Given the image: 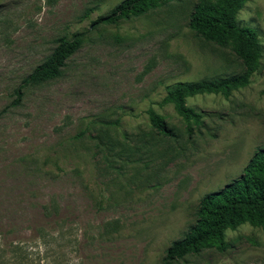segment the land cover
Here are the masks:
<instances>
[{"label":"rangeland","instance_id":"374dc122","mask_svg":"<svg viewBox=\"0 0 264 264\" xmlns=\"http://www.w3.org/2000/svg\"><path fill=\"white\" fill-rule=\"evenodd\" d=\"M124 0H0V235L41 246L51 264H162L197 220L200 201L245 173L264 148V0L237 15L256 31L260 66L229 98L200 95L193 131L166 88L239 75L229 49L189 27L198 0H164L117 25L93 26ZM81 34L61 75L23 90L57 40ZM174 137L152 129L148 110ZM231 248L175 264H264V230L226 232Z\"/></svg>","mask_w":264,"mask_h":264},{"label":"trees","instance_id":"16d2710c","mask_svg":"<svg viewBox=\"0 0 264 264\" xmlns=\"http://www.w3.org/2000/svg\"><path fill=\"white\" fill-rule=\"evenodd\" d=\"M164 0H124L107 16L99 17L93 26L117 25L120 21L141 17L159 8ZM245 0H198L189 19L196 37L223 49H229L243 66V73L196 82H179L166 88L163 104H172L192 133V124L204 126V116L187 105V99L200 95H222L229 98L238 89L249 85L260 66L262 50L255 30L242 27L237 15ZM81 34L72 40L60 38L50 57L25 77L16 90L20 103L23 90L54 80L61 75L66 61L81 47ZM150 125L158 135L170 138L176 134L165 120L148 110ZM249 224L264 230V148H258L245 173L223 189L206 195L197 209V220L185 237L167 250L162 264H175L206 250L224 253L232 246L226 240L228 230ZM41 246L29 247L10 243L0 235V264H51L52 248L47 235L39 234Z\"/></svg>","mask_w":264,"mask_h":264}]
</instances>
